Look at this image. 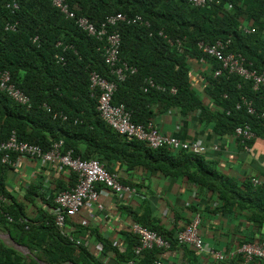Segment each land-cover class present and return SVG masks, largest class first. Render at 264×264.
<instances>
[{
    "label": "trees",
    "instance_id": "trees-1",
    "mask_svg": "<svg viewBox=\"0 0 264 264\" xmlns=\"http://www.w3.org/2000/svg\"><path fill=\"white\" fill-rule=\"evenodd\" d=\"M13 1L17 2V8L6 7ZM67 2L76 14L88 17L96 25L107 15L118 12L130 18L141 15L150 21L148 27L125 21L109 27L120 34V60L136 68L135 73L117 84L113 95L114 103H124L131 110L132 121L145 124L151 119V106L159 103L165 108L178 107L183 114L196 112L201 121L212 124L218 137L233 136L236 126L248 124L257 138L264 139V118L260 116L264 111V86L254 90L251 81L226 71L214 75L221 67L220 60L198 46L200 41L221 40L224 54L239 53L249 68L264 72V0H211L204 6H193L189 0ZM7 23H14L16 29H5ZM34 36H38L37 41H33ZM57 41L62 45L56 46ZM99 43L77 27L74 20L61 15L48 0H0V71H9L11 82L32 103L30 107L19 104L6 91H0V138L15 130L19 140L39 144L44 150L63 140L65 150L72 149L74 156L83 159L115 158L125 161L128 167L137 164L185 176L190 183L210 190L216 197L214 211L246 212L247 221L264 230L263 184H253L251 177L238 183L216 171L201 153L166 146L153 149L141 141L127 140L99 117L97 97L89 89V71L111 77L97 48ZM64 45L71 47L63 50ZM57 52L64 61H57ZM195 64L204 67L193 74ZM196 75L204 81L202 92L196 88ZM146 78L164 89L149 87L144 91ZM173 87L175 92L171 91ZM241 97L252 101L255 113H248L245 106L236 108ZM42 103L50 105L51 111L42 107ZM59 111L66 119L53 117ZM254 140L241 145L250 146ZM81 144L86 146L84 151ZM10 168L0 163V194L7 198L0 208V225L13 243L27 251L7 245L0 238V264H125L129 260L148 264L158 257L159 249L144 250L136 256L134 246L138 237L131 230L125 233L124 251L96 233V239L102 243V250L96 253L83 240L76 243L65 235L55 224V213L48 209L39 207V215L27 216L25 206L7 189ZM75 182V174L71 172L66 183L56 186L49 195L50 208L57 206L53 203L57 191L68 189ZM39 188L40 185H31L25 198L33 201V195L42 196ZM190 209L200 210L195 205ZM126 211L133 222L157 231L171 242V247L177 245L176 231L156 222L151 212L139 213L129 207Z\"/></svg>",
    "mask_w": 264,
    "mask_h": 264
},
{
    "label": "crops",
    "instance_id": "crops-1",
    "mask_svg": "<svg viewBox=\"0 0 264 264\" xmlns=\"http://www.w3.org/2000/svg\"><path fill=\"white\" fill-rule=\"evenodd\" d=\"M200 67H204V64L193 68L192 73H199ZM194 81L196 88L202 92V77L196 75ZM151 109L153 112L149 121L153 122L160 132L181 140L204 144L206 149L200 153L210 161L216 171L232 177L238 183L253 176L264 178V139L258 137L250 146L244 147L234 135L218 137L212 131V124L201 121L196 112L183 114L178 107L165 108L159 103H154ZM85 148L86 146L81 144L83 151ZM102 162L109 171L117 174L122 184L130 186L133 191L114 192L99 186L98 200L84 204L77 214L66 218L61 230L68 237L83 240L94 252L99 246L102 250V243L96 239V233L113 242L119 251L125 250V233L130 231L133 222L132 215L126 211L127 207L139 213L151 212L156 222L177 233L178 228L189 222L194 213H197V209H190L195 205L200 209V231L205 249L210 252L213 249L221 250L225 254L224 260H216L208 251L177 244L158 253L156 259L161 260L163 264H241V255L236 254L238 246L244 240L256 241L264 238V230L247 221L248 213L220 214L214 211L216 197L211 195L210 190L190 183L185 176L169 175L160 169L150 170L137 164L128 167L125 161L115 158ZM70 174L71 171L65 167L42 164L39 160L23 157L8 170L6 185L12 197L25 206L27 216L39 215V207L54 214L55 208L48 205L49 195L55 192L58 184L66 183ZM31 185H40L38 193H43L42 196L33 195V201L25 198V193ZM0 238L7 245L26 253L27 249L13 243L1 225ZM250 264H264V261L252 260Z\"/></svg>",
    "mask_w": 264,
    "mask_h": 264
},
{
    "label": "built area",
    "instance_id": "built-area-1",
    "mask_svg": "<svg viewBox=\"0 0 264 264\" xmlns=\"http://www.w3.org/2000/svg\"><path fill=\"white\" fill-rule=\"evenodd\" d=\"M58 12L67 19L74 20L77 27L84 31L87 35L99 40L101 55L105 64L108 67L109 76H104L95 70L89 71V89L91 95L97 97L96 110L99 117L115 132L125 136L128 140H137L145 143L150 148H158L166 146L170 149H188L196 153L205 151L204 144L181 140L173 135L162 133L156 125L147 121L145 124L135 123L132 121V112L124 103H114L113 95L116 91L117 84L126 79L130 74L136 72L134 66L129 65L125 61L120 60V34L115 30H109V27L114 26L119 21H125L127 24L138 22L140 25L148 27L150 21L145 20L141 15H135L130 18L126 14L118 12L105 17V20L99 25L94 24L84 15L76 14L75 10L70 8L67 0H48ZM193 6H204L211 0H189ZM8 8H17V2L13 1L6 4ZM5 29L15 30L14 23H7ZM249 31V29H244ZM38 36L33 37V41H37ZM62 43L57 41L56 46H61ZM198 46L203 52L211 56H215L221 62V67L214 71V75H219L223 71L230 74H237L245 80L252 82V88L258 89L264 86V72H258L249 68L244 57L239 53L229 52L223 53L224 44L221 40H216L214 43L198 42ZM70 45H64L63 50L70 48ZM57 61H64L62 54H55ZM144 91L152 87L163 90L164 87L155 83L151 78L145 79ZM0 91H6L11 99L15 102L31 106L29 96L11 82L10 73L7 70L0 71ZM175 92V88H171ZM245 106L247 112L255 113V108L252 101L248 98L241 97L240 102L236 104V108ZM42 107L50 111V107L46 103H42ZM56 116V114H54ZM62 119H66V115L60 114ZM260 116L264 118V111L260 112ZM233 135L241 143L257 138L256 133L248 124L239 125L234 128ZM12 155H15L12 157ZM23 157H29L39 160L42 164L59 165L67 168L75 174L76 182L68 189L57 191L54 201L55 208V224L61 230L65 225L66 218L77 214L84 204L88 202H96L99 197L97 186H103L114 192H132L133 189L125 184H122L113 171H109L104 163L97 158L83 159L79 156H74L72 149H64L63 140L53 142L47 150H44L41 145L30 143L28 141L19 140L15 130H11L6 138H0V163L8 164L11 167L15 166ZM251 181L255 185L263 184L264 180L253 176ZM7 198L0 194V208ZM6 218L11 220L7 214ZM201 214L194 213L189 222L183 228L177 230L176 240L178 245H189L199 251H206L203 241V235L200 231ZM130 230L138 237V243L134 246V254L140 255L144 250L160 249L166 250L171 248V242L155 230L139 223L132 222ZM76 243L80 240L69 237ZM101 250V246L97 247L96 253ZM209 251V250H208ZM216 259L224 260L225 254L221 251L212 252ZM232 254V253H231ZM236 254L241 255V264H250L252 260L264 261V238L256 241H244L236 249ZM125 264H136L134 260H129ZM149 264H163L161 260L154 259Z\"/></svg>",
    "mask_w": 264,
    "mask_h": 264
},
{
    "label": "clouds",
    "instance_id": "clouds-1",
    "mask_svg": "<svg viewBox=\"0 0 264 264\" xmlns=\"http://www.w3.org/2000/svg\"><path fill=\"white\" fill-rule=\"evenodd\" d=\"M50 2V1H49ZM10 97V96H9ZM30 98V97H29ZM13 100V99H12ZM14 101V100H13ZM32 104V103H31ZM48 105V104H47ZM49 107H50V105H48ZM48 111V110H47ZM50 111H51V107H50ZM54 114H56V116H60V114H64L63 112H61V111H59V112H54L53 113V117H55L54 116ZM65 115V114H64ZM203 153V152H202ZM244 242V241H243ZM19 250H21V249H19ZM160 250V249H159ZM208 250H206V252H207ZM213 251H221V250H215V249H213ZM209 253H211L210 251H208ZM222 253H223V251H221ZM213 256H214V254L213 253H211ZM215 257V256H214ZM216 259V258H215ZM216 260H218V259H216Z\"/></svg>",
    "mask_w": 264,
    "mask_h": 264
},
{
    "label": "rangeland",
    "instance_id": "rangeland-1",
    "mask_svg": "<svg viewBox=\"0 0 264 264\" xmlns=\"http://www.w3.org/2000/svg\"><path fill=\"white\" fill-rule=\"evenodd\" d=\"M9 245V244H8Z\"/></svg>",
    "mask_w": 264,
    "mask_h": 264
}]
</instances>
